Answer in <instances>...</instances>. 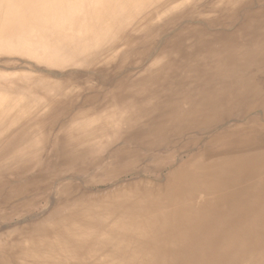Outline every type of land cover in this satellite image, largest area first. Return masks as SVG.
<instances>
[{
  "label": "bare ground",
  "instance_id": "1",
  "mask_svg": "<svg viewBox=\"0 0 264 264\" xmlns=\"http://www.w3.org/2000/svg\"><path fill=\"white\" fill-rule=\"evenodd\" d=\"M0 264H264V0H0Z\"/></svg>",
  "mask_w": 264,
  "mask_h": 264
}]
</instances>
